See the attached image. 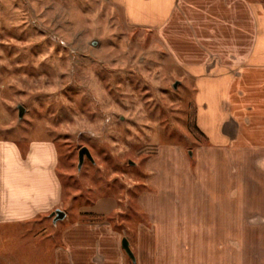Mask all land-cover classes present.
Wrapping results in <instances>:
<instances>
[{"label": "rangeland", "instance_id": "rangeland-1", "mask_svg": "<svg viewBox=\"0 0 264 264\" xmlns=\"http://www.w3.org/2000/svg\"><path fill=\"white\" fill-rule=\"evenodd\" d=\"M125 1L128 11L123 0H0V139L22 150L34 139L55 143L66 212L57 222L48 214L1 223L0 264H139L138 229L150 226L141 201L158 193V174L181 171L193 186L201 171L210 174L215 134L196 127L190 69L238 71L217 55L225 52L223 0H180L167 26L155 20L162 0ZM83 146L93 161L78 169ZM105 199L111 210L93 212ZM70 241L81 256L68 254Z\"/></svg>", "mask_w": 264, "mask_h": 264}, {"label": "crops", "instance_id": "crops-1", "mask_svg": "<svg viewBox=\"0 0 264 264\" xmlns=\"http://www.w3.org/2000/svg\"><path fill=\"white\" fill-rule=\"evenodd\" d=\"M223 2L219 22H226L225 52L217 55L239 64L238 71L208 76V65L190 69L198 82L197 128L206 138L207 128L215 134L209 140L210 174L201 171L194 186L181 181V171L175 179L170 169L169 177L158 174V193L141 201L150 226L138 229L139 264H264V5ZM161 4H166L165 13L155 20L167 26L182 11L180 0ZM217 38L210 39L212 46ZM57 164L53 141L30 140L22 150L0 139V224L29 221L60 208ZM112 206L105 199L93 212H108ZM70 243L68 254L81 256L80 243Z\"/></svg>", "mask_w": 264, "mask_h": 264}, {"label": "water", "instance_id": "water-1", "mask_svg": "<svg viewBox=\"0 0 264 264\" xmlns=\"http://www.w3.org/2000/svg\"><path fill=\"white\" fill-rule=\"evenodd\" d=\"M177 86V82L174 84V87ZM19 109V117L21 118L24 113V107L22 105L18 106ZM85 157L89 158L91 161H93L92 153L90 152L89 148L86 146H83L80 148L78 153V169L82 167V164L84 162ZM132 162V161H130ZM51 215L53 216L54 222H57L58 220L64 219L66 216V212L60 208H56L54 211H52ZM121 245L123 249L126 251L128 256L132 259V261L136 262V256L134 252L131 249L130 241L127 237H123L121 240Z\"/></svg>", "mask_w": 264, "mask_h": 264}, {"label": "trees", "instance_id": "trees-1", "mask_svg": "<svg viewBox=\"0 0 264 264\" xmlns=\"http://www.w3.org/2000/svg\"><path fill=\"white\" fill-rule=\"evenodd\" d=\"M196 127H197V125H196Z\"/></svg>", "mask_w": 264, "mask_h": 264}]
</instances>
